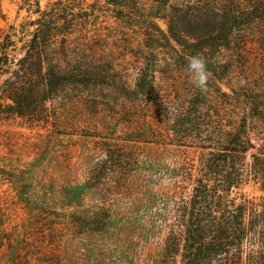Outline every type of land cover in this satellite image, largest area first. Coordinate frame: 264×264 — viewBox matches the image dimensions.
<instances>
[{"label":"trees","instance_id":"obj_1","mask_svg":"<svg viewBox=\"0 0 264 264\" xmlns=\"http://www.w3.org/2000/svg\"><path fill=\"white\" fill-rule=\"evenodd\" d=\"M34 11L21 56L0 31V113L46 120L52 101L103 112L134 142L200 149L199 163H165L174 180L153 195L162 261L243 264L247 244L246 264H264V0H55ZM101 29L130 54L119 71L95 57ZM196 55L211 74L204 90L187 68Z\"/></svg>","mask_w":264,"mask_h":264},{"label":"rangeland","instance_id":"obj_2","mask_svg":"<svg viewBox=\"0 0 264 264\" xmlns=\"http://www.w3.org/2000/svg\"><path fill=\"white\" fill-rule=\"evenodd\" d=\"M53 1L0 0V31L14 43L11 58L24 52L37 4L48 9ZM158 15L154 22L166 30ZM99 20L106 26L116 21L112 14H98ZM100 31L90 38L95 57L121 70L130 54ZM43 103L46 120L0 113V264H173L160 256L165 230L151 224V201L174 180L166 164L185 163L184 157L199 163L200 149L134 142L103 112ZM249 165L247 157L246 170ZM244 191L258 193L251 185ZM250 248L237 250L243 264Z\"/></svg>","mask_w":264,"mask_h":264},{"label":"clouds","instance_id":"obj_3","mask_svg":"<svg viewBox=\"0 0 264 264\" xmlns=\"http://www.w3.org/2000/svg\"><path fill=\"white\" fill-rule=\"evenodd\" d=\"M187 60V68L189 73H191L190 79L192 83L200 90H204L211 75L206 68L204 58L202 56L196 55L188 57Z\"/></svg>","mask_w":264,"mask_h":264}]
</instances>
